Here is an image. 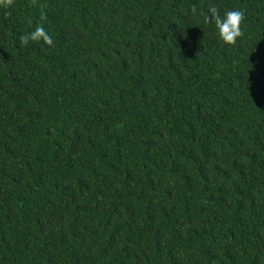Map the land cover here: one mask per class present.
Here are the masks:
<instances>
[{"label": "trees", "instance_id": "obj_1", "mask_svg": "<svg viewBox=\"0 0 264 264\" xmlns=\"http://www.w3.org/2000/svg\"><path fill=\"white\" fill-rule=\"evenodd\" d=\"M0 264H264V0L0 10Z\"/></svg>", "mask_w": 264, "mask_h": 264}, {"label": "clouds", "instance_id": "obj_2", "mask_svg": "<svg viewBox=\"0 0 264 264\" xmlns=\"http://www.w3.org/2000/svg\"><path fill=\"white\" fill-rule=\"evenodd\" d=\"M35 4L36 0H32ZM16 4V0H0V10H4L7 14V10L12 8ZM197 9L195 6L191 8L192 13H196ZM245 19V13L239 9L227 10L220 14V11L216 7H210L207 14L204 16L205 23L214 24L215 29L219 35V38L226 45H235L237 39L244 35L242 30V24ZM46 20V14L41 12L40 21L37 25L26 34H22L19 37V43L21 46H27L30 42L40 43L48 45L49 47L54 46V40L50 33L43 26V22ZM32 20H28V24L32 25Z\"/></svg>", "mask_w": 264, "mask_h": 264}]
</instances>
